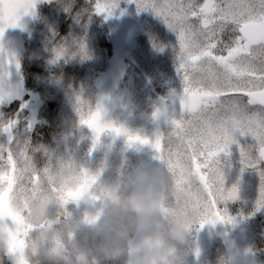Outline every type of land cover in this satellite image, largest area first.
Listing matches in <instances>:
<instances>
[{"label":"snow or ice","instance_id":"snow-or-ice-1","mask_svg":"<svg viewBox=\"0 0 264 264\" xmlns=\"http://www.w3.org/2000/svg\"><path fill=\"white\" fill-rule=\"evenodd\" d=\"M132 2L137 11L151 10L176 36L177 73L183 85L180 114L170 118L168 130L157 132L151 141L105 123L100 106L82 117L81 123L93 129L97 139L111 129L127 136L130 145H150L156 157L176 174L179 184H195L204 194L207 215L201 226L232 223L221 204L237 199V187L225 190L218 158L221 153L228 154L239 135L254 141L240 149L242 164L256 167L264 160V0ZM34 6L35 0H0V36L7 27L18 26L21 16ZM116 7L115 0H96L94 11L111 15ZM226 34L227 42L223 39ZM56 55L59 58L63 51ZM159 114V110L154 113ZM253 149L258 153L256 159L250 156ZM8 163L14 168L11 156ZM260 176L258 208L264 206V172ZM96 179L85 173L81 187L67 193V198L78 199L88 193ZM194 199L198 204L199 196Z\"/></svg>","mask_w":264,"mask_h":264},{"label":"clouds","instance_id":"clouds-1","mask_svg":"<svg viewBox=\"0 0 264 264\" xmlns=\"http://www.w3.org/2000/svg\"><path fill=\"white\" fill-rule=\"evenodd\" d=\"M74 2L55 0L69 12ZM78 106L81 118L92 112L86 101ZM25 150L14 168L0 172V254L13 264H188L192 232L207 215L205 197L195 184H179L166 163L130 161L114 177L100 179L64 160L41 164L40 146ZM85 173L97 176L89 192L67 198ZM85 195L98 202L97 210L69 211L68 204ZM217 264H231L228 254Z\"/></svg>","mask_w":264,"mask_h":264},{"label":"trees","instance_id":"trees-1","mask_svg":"<svg viewBox=\"0 0 264 264\" xmlns=\"http://www.w3.org/2000/svg\"><path fill=\"white\" fill-rule=\"evenodd\" d=\"M41 2L38 7H35L38 21L32 33L26 30L27 14L21 16L18 26L5 29V43L9 42L8 34L12 28L20 30L19 42L23 39L21 45L18 46V87L22 86L28 92H33L35 97L41 100L36 120L31 121L24 115L19 126L11 123L14 120V114L9 117L7 111L19 109L20 103L26 102L28 97L15 98L9 107L0 105V116L5 122L3 126L8 129L5 132H10L12 135L25 134L24 150L26 146L42 147L48 155H45V152L37 153L41 164L49 158L52 161L56 159L55 150L67 152V157L59 160L74 163L79 167L81 155L87 153L90 144L85 141L79 145L81 142L79 136L72 134V125L66 120L68 104L75 101L84 90H86V95L80 101L91 100L92 107L97 104L98 100L113 103L112 99L115 96L117 97L115 102L120 101L121 94L124 98L127 95L132 72L135 69L145 76L149 90L159 99L161 112L166 115L172 113L179 116L180 96L183 92L182 82L169 69L163 71L155 69L154 78L147 79L144 70L145 63L132 58L127 50L123 51L120 78L112 87L113 95H109L107 89H103V78L114 65L117 53L116 39L120 34L121 26L118 21L113 22L109 15L97 14L94 11L96 0H75L71 12L59 8L55 0H42ZM47 27H50L51 34L48 45H43V52L39 53L38 47L42 43L38 45L34 43L37 42L41 33L46 32ZM149 39L152 40L151 50L146 52L150 46L148 45ZM223 39L227 42V34ZM138 40L145 45V52L153 55L143 59L144 61L150 60L152 66L160 62L162 67L164 64L168 65L177 60L176 36L167 26L148 27ZM25 42L33 43L27 49ZM61 47L65 51L57 58L56 53ZM31 48H35V52ZM0 56L6 59L4 53ZM157 71L159 72L156 73ZM9 124L12 125L11 129L8 127ZM27 154L25 150V155ZM125 158L121 156L115 159L116 161L111 159L109 165L106 166L108 173L114 175L117 169L127 167L130 161L137 162L132 154L128 161ZM154 164L160 165L163 162L156 157ZM244 202L246 200L235 199L226 203L225 207L233 222L226 223L219 233L213 236L216 245L208 253L211 259L215 258L217 250L225 251L223 234L229 236L236 234V237L245 243L252 263L264 264V210L252 204L245 208ZM218 223L223 222L218 221ZM202 230L203 227L198 224L191 235L190 255L191 259H196L197 262L202 255L199 250L201 239L204 237ZM90 255L93 254L90 253ZM0 264H13V259L11 256L0 254ZM100 264H107V262L101 260Z\"/></svg>","mask_w":264,"mask_h":264},{"label":"rangeland","instance_id":"rangeland-1","mask_svg":"<svg viewBox=\"0 0 264 264\" xmlns=\"http://www.w3.org/2000/svg\"><path fill=\"white\" fill-rule=\"evenodd\" d=\"M42 0H35V6L33 9L26 13V30L28 33H32L36 27L38 21V14L35 11V7L39 6ZM113 2V0H101V3ZM117 7L109 15L113 22L118 21L120 24V34L116 39V56L113 67L105 74L103 78V89H107L109 95H113L114 91L112 87L117 84L121 73V62L123 51L127 50L132 58L145 63L144 70L146 71V78H154L155 69L166 70L174 73L175 76L181 81L180 76L177 73V60L171 62L168 65L161 67L160 62L152 66L151 61H144V58L153 56L146 53L150 51L152 40H148L149 48L145 52V45L138 40L148 27H166V24L157 17L151 10L137 11V6L132 0H115ZM33 14V16L31 15ZM32 16V17H31ZM46 32L41 33L38 36L37 43L41 44L38 47V52H43V45H48V39L50 34V27H47ZM19 31L17 28H12L9 31V42L5 43V31L0 40V54L4 53L5 58L0 56V105H9L15 98L19 96H27L26 102L20 103V108L17 110H8V116L13 115L11 123L19 126L23 116L26 115L27 119L33 121L36 120L41 100L35 97L33 92H28L22 86L18 87L19 73L17 70L18 64V46L23 42H19ZM33 43V42H32ZM32 43H26V48ZM12 49H9V48ZM36 47V45L34 46ZM32 51L35 48H31ZM35 52V51H34ZM139 62V63H140ZM138 63V62H137ZM6 68V69H4ZM157 71L156 73H158ZM154 75V76H153ZM105 91V90H104ZM86 90L82 91L75 101L68 104L67 121L72 125V134L79 136L82 145L85 141H88L90 148L87 153L81 155L79 162V168L87 171L91 174L99 173V178L114 177L110 175L106 166L109 162L116 161L118 157H123L127 161L130 159V155H134L136 160H145L148 163L155 165L156 160L155 151L150 145H141L139 143L129 144L127 136L120 134L117 135L112 131H106L99 135L97 139L96 133L90 129L86 124L81 123L80 108L78 106L82 97H85ZM115 102L117 97L115 96L113 103H105L104 100H98L97 104L92 107L91 100H88V106L91 111H95L97 106L102 109L103 119L115 127H122L129 133L139 135L141 137H147L150 141L155 138L157 132H166L170 127V118L178 117L172 113L165 114L161 112L160 101L149 90L148 82L137 69L132 72L130 88L127 95L124 98ZM159 110V115H154ZM1 114V113H0ZM23 114V115H22ZM88 116V115H87ZM85 116V118H87ZM14 122V123H13ZM4 118L0 116V172L5 168H10L8 163V157L11 156L14 163H19L24 159L26 136L23 133L12 135L10 132L7 134L4 128ZM11 129V128H10ZM8 130V129H7ZM87 139V140H86ZM249 144H254L251 137L237 135V143L229 146L228 154L221 153L219 156V166L224 175V188L228 190L234 185L237 187V199L243 200L245 208L249 205H255L260 197L261 176L260 173L264 172V160H260L256 167H245L241 162L240 149L246 147ZM68 152H70L68 150ZM56 159L53 162L58 161L60 158H66L67 152L54 151ZM251 158L256 159L258 153L253 149L250 153ZM159 166H163L160 164ZM230 201V200H229ZM227 201V202H229ZM221 204L222 208H226V203ZM97 201H93L90 196L85 195L78 203L70 202L68 204L69 211L74 212L76 215H84L86 213H94L97 210ZM260 209L264 210V206H260ZM228 213V211H227ZM226 222L219 224L218 221L215 224L205 223L203 225L204 237L201 239L199 250L202 252L201 259L197 262L196 259L192 260L191 255L188 256V264H217L218 258L227 253L230 257L231 264H253L250 258V254L245 243L236 237V234L229 236L223 234L225 237L224 245L225 251H216V256L211 259L208 255L210 250L216 245L214 240L215 236L221 230Z\"/></svg>","mask_w":264,"mask_h":264}]
</instances>
